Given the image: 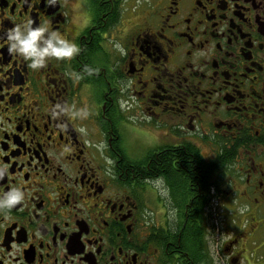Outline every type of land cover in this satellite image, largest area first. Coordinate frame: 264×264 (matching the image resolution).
I'll return each instance as SVG.
<instances>
[{"label": "flooded vegetation", "instance_id": "obj_1", "mask_svg": "<svg viewBox=\"0 0 264 264\" xmlns=\"http://www.w3.org/2000/svg\"><path fill=\"white\" fill-rule=\"evenodd\" d=\"M134 3L0 0V264H264V0ZM27 19L79 52L31 68Z\"/></svg>", "mask_w": 264, "mask_h": 264}, {"label": "clouds", "instance_id": "obj_2", "mask_svg": "<svg viewBox=\"0 0 264 264\" xmlns=\"http://www.w3.org/2000/svg\"><path fill=\"white\" fill-rule=\"evenodd\" d=\"M49 4H54V0H46ZM31 19L15 24L6 36L10 51H14L23 56L25 60L29 61V66L33 69L43 67L47 58L55 57L57 59L71 58L79 52L76 43L69 41L56 31H48L47 24L32 26ZM47 32V35L45 33ZM121 54L124 53L123 46L119 41L114 42ZM56 107H59L57 105ZM123 107V104L121 105ZM83 111V110H80ZM56 114V113H54ZM111 163V161H108ZM6 171L7 165H4ZM155 183L157 185L163 183V178H157ZM162 194L167 193V189H161ZM23 192L19 187L11 188L7 193L0 198V207H11L21 199H23Z\"/></svg>", "mask_w": 264, "mask_h": 264}, {"label": "trees", "instance_id": "obj_3", "mask_svg": "<svg viewBox=\"0 0 264 264\" xmlns=\"http://www.w3.org/2000/svg\"><path fill=\"white\" fill-rule=\"evenodd\" d=\"M123 0H117V4L121 3ZM215 162L212 164V166H215V169L218 171V177H219V182L221 181L223 175H225V173L227 172L228 169V165H229V160H228V154H224L223 152L218 153L215 157ZM204 166V164H203ZM208 172H210V175L212 174V170L210 171V169L207 170ZM205 181V179H204ZM208 187H206L203 191L205 193L204 197H203V201L201 203V205L196 207V214L200 216L199 221L197 223H194L192 226V237L193 234L200 231L201 230V237L204 239V233L206 232V217H204V213L207 211L208 208V201H209V196L207 193V189ZM201 227H200V226ZM202 239V240H203ZM185 241V240H184ZM204 241V240H203ZM193 247V245H192ZM194 252V251H193Z\"/></svg>", "mask_w": 264, "mask_h": 264}, {"label": "rangeland", "instance_id": "obj_4", "mask_svg": "<svg viewBox=\"0 0 264 264\" xmlns=\"http://www.w3.org/2000/svg\"><path fill=\"white\" fill-rule=\"evenodd\" d=\"M130 3H132V4H135L134 2H136V3H140L142 0H128ZM223 203V202H222ZM226 203V202H225ZM223 205V204H222ZM218 208V209H217ZM216 209H217V211H216V213L217 214H220V216H221V218L223 219V220H227L226 222H230V220L233 218L232 217V215L231 214H228V211L230 210L228 207H226V204H225V206L223 205V206H220V205H217V207H216ZM219 217V216H218ZM226 222H224L223 221V225H224V227H223V225H222V232H224V236H228V230H226L227 228V225H226ZM230 229H231V227H230ZM252 256H251V254H250V252H247V253H245V255H244V260L245 261H247L248 262V264H251L252 263Z\"/></svg>", "mask_w": 264, "mask_h": 264}]
</instances>
